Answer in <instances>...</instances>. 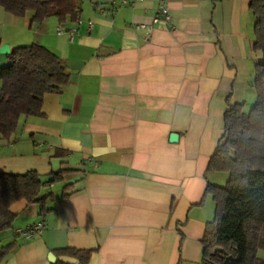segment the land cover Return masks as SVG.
I'll return each mask as SVG.
<instances>
[{
  "label": "crops",
  "instance_id": "1",
  "mask_svg": "<svg viewBox=\"0 0 264 264\" xmlns=\"http://www.w3.org/2000/svg\"><path fill=\"white\" fill-rule=\"evenodd\" d=\"M164 2L167 20L157 22L155 0L81 2L63 24H30L32 11L15 17L0 6L1 46L41 45L70 78L43 96L40 115L21 117L11 141L0 139V173L36 171L42 194L53 193L44 215L24 200L11 206L0 264H52L66 247L92 250L88 264H198L214 219L206 185L228 180L205 172L226 98L253 93V18L249 0ZM61 169L72 171L50 184ZM37 222L32 240L17 234Z\"/></svg>",
  "mask_w": 264,
  "mask_h": 264
},
{
  "label": "trees",
  "instance_id": "2",
  "mask_svg": "<svg viewBox=\"0 0 264 264\" xmlns=\"http://www.w3.org/2000/svg\"><path fill=\"white\" fill-rule=\"evenodd\" d=\"M79 1L0 0V6L15 17L32 11L30 24L51 17L63 24L75 21ZM248 8L256 55L250 83L254 104L243 113V101L231 103L226 98L222 134L205 172L225 173L228 180L223 187L206 185L204 196L214 202V219L205 224L198 264H264V258L257 256L258 250H264V0H249ZM6 59L8 65L0 67V139L11 141L21 117L40 115L43 96L59 91L70 78L61 59L38 44L12 48ZM71 171L50 174L49 183L63 182ZM43 186L36 171L0 173V232L11 229L16 215L10 208L17 201L36 205L39 215L50 210L53 193L43 195ZM69 186L64 185L63 197ZM54 253L57 259L52 264H88L92 250L66 247ZM59 256L75 262L62 261Z\"/></svg>",
  "mask_w": 264,
  "mask_h": 264
},
{
  "label": "built area",
  "instance_id": "3",
  "mask_svg": "<svg viewBox=\"0 0 264 264\" xmlns=\"http://www.w3.org/2000/svg\"><path fill=\"white\" fill-rule=\"evenodd\" d=\"M83 0H80L79 3H81ZM117 1V6L118 7H123V6H133L135 3H137L140 0H113ZM157 2V15L154 17L155 22L157 21H163L167 20V7L165 5L164 0H155ZM115 5L116 3L113 2ZM140 28H144V25L140 24L138 25ZM73 30L68 31L69 34V39H73ZM44 228L42 222H37L26 229H19L17 231V234L24 240V241H29L32 240L37 234H39L42 229Z\"/></svg>",
  "mask_w": 264,
  "mask_h": 264
},
{
  "label": "rangeland",
  "instance_id": "4",
  "mask_svg": "<svg viewBox=\"0 0 264 264\" xmlns=\"http://www.w3.org/2000/svg\"><path fill=\"white\" fill-rule=\"evenodd\" d=\"M89 0H83L82 1V3L83 2H88ZM1 57V56H0ZM1 59V58H0ZM8 61L7 62H0V67H4V66H6V65H8ZM0 86H1V82H0ZM252 96H250V97H248L247 99L245 98L244 99V103H243V106H242V112L243 113H248L249 112V110H250V108L252 107V105L254 104V98H253V96H254V93H252L251 94ZM42 180L43 181H46V177H42ZM56 184V183H55ZM257 256L259 257V258H264V250H258L257 251Z\"/></svg>",
  "mask_w": 264,
  "mask_h": 264
},
{
  "label": "water",
  "instance_id": "5",
  "mask_svg": "<svg viewBox=\"0 0 264 264\" xmlns=\"http://www.w3.org/2000/svg\"><path fill=\"white\" fill-rule=\"evenodd\" d=\"M10 53V49L8 47V45H3L0 47V54L1 55H8ZM169 141L170 142H176L177 141V135L176 134H171L169 137ZM48 259L49 261L53 262L54 261V257L53 255L49 254L48 255Z\"/></svg>",
  "mask_w": 264,
  "mask_h": 264
}]
</instances>
